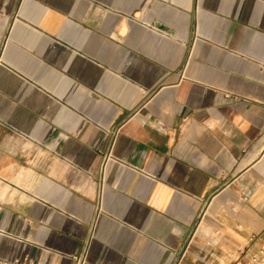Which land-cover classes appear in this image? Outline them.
<instances>
[{
  "label": "crops",
  "instance_id": "obj_1",
  "mask_svg": "<svg viewBox=\"0 0 264 264\" xmlns=\"http://www.w3.org/2000/svg\"><path fill=\"white\" fill-rule=\"evenodd\" d=\"M262 244L264 0H0V258Z\"/></svg>",
  "mask_w": 264,
  "mask_h": 264
},
{
  "label": "built area",
  "instance_id": "obj_2",
  "mask_svg": "<svg viewBox=\"0 0 264 264\" xmlns=\"http://www.w3.org/2000/svg\"><path fill=\"white\" fill-rule=\"evenodd\" d=\"M56 253L50 249L44 248L39 258L23 257L20 260H7L0 258V264H51V255ZM245 264H264V244L252 253Z\"/></svg>",
  "mask_w": 264,
  "mask_h": 264
}]
</instances>
